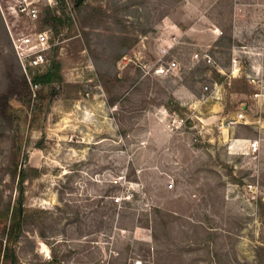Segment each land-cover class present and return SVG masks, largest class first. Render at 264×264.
Returning <instances> with one entry per match:
<instances>
[{
    "label": "rangeland",
    "instance_id": "374dc122",
    "mask_svg": "<svg viewBox=\"0 0 264 264\" xmlns=\"http://www.w3.org/2000/svg\"><path fill=\"white\" fill-rule=\"evenodd\" d=\"M0 3L58 64L48 110L39 86L0 112V264H264V0ZM22 76L0 31V97Z\"/></svg>",
    "mask_w": 264,
    "mask_h": 264
},
{
    "label": "built area",
    "instance_id": "2783aa9c",
    "mask_svg": "<svg viewBox=\"0 0 264 264\" xmlns=\"http://www.w3.org/2000/svg\"><path fill=\"white\" fill-rule=\"evenodd\" d=\"M46 5H52L53 0H44ZM41 0H10L8 5V10L14 15L19 17L27 18L28 20L34 22L38 20L40 13ZM0 13L4 18L5 24L6 18L3 8L0 5ZM9 39L12 51L16 57L18 65L25 76L32 95L35 96V92L39 88V84L33 82V77L37 73L44 72L51 63V49L52 44L49 41V34L47 30H31L28 33H23L21 35H14L10 30ZM193 59L203 60L207 63L212 61V57L204 52L199 56V53L193 54ZM232 65L236 66L238 64V58L232 56ZM178 66L175 60L167 63V69H176ZM143 68H146V64H143ZM238 68V67H237ZM163 71V66L159 65L158 68L154 70L155 73H160ZM207 89V87H205ZM252 97L264 105V91H256L253 93ZM236 121L239 123H246L245 116L240 112L236 115ZM178 122L182 123V119H178ZM258 142L256 140L250 142V147L252 151L257 149L256 145ZM169 187H172L170 185ZM117 255V252H113ZM132 264H143L141 259L132 260Z\"/></svg>",
    "mask_w": 264,
    "mask_h": 264
},
{
    "label": "trees",
    "instance_id": "16d2710c",
    "mask_svg": "<svg viewBox=\"0 0 264 264\" xmlns=\"http://www.w3.org/2000/svg\"><path fill=\"white\" fill-rule=\"evenodd\" d=\"M85 1L86 0H75V6L80 7ZM61 2H63V0H61ZM40 14H41V11L39 13V16ZM52 17H53V20H59V18H55V16H52ZM57 73H58V64L56 63V61L54 60V57L52 56L49 67L44 72L37 73L33 77V82L39 84L41 88L40 92L36 94V99L45 101V106H44L45 109H43L45 111L48 110L49 103L52 99V96L54 95L52 84L57 79ZM31 94L32 92L30 90L29 84L25 76L23 75L22 78H20L19 80H15L13 82V85L11 86L10 90L5 95H2L0 97L1 114L6 119H9V112H8L9 100L15 98L17 101H21L24 98H27V97L29 98ZM25 172L26 171L24 169L19 170L18 177H19L20 185H22L25 179V176H26ZM11 215L12 216L10 218L9 225L5 227L2 231V233L7 237V240L9 241L15 240L19 232L21 231V220L23 216V211L20 208V206L14 207L12 209ZM5 255H6V258H8L9 261H11V252L8 247L6 248Z\"/></svg>",
    "mask_w": 264,
    "mask_h": 264
},
{
    "label": "crops",
    "instance_id": "0c3cea01",
    "mask_svg": "<svg viewBox=\"0 0 264 264\" xmlns=\"http://www.w3.org/2000/svg\"><path fill=\"white\" fill-rule=\"evenodd\" d=\"M10 1V0H9ZM6 2H7V4H8V0H6ZM0 5H1V3H0ZM8 6V5H7ZM1 7H2V5H1ZM3 8V7H2ZM4 10V9H3ZM4 13H5V11H4ZM12 13V12H11ZM12 15H14L13 13H12ZM5 18H6V15H5ZM6 23H7V25L5 24V21H4V18H3V16L1 15V13H0V31H1V35L3 36V38L6 40V37H7V39H8V41H10V39H9V33H8V31L10 30L11 31V29H10V26H9V23H8V21H7V18H6ZM11 46V45H10ZM245 116V119H246V123H242V124H244V125H247V124H252V125H254V127L255 128H257V126L256 125H258V123H260L261 122V119L258 117V116H255V117H251L252 119H249L248 117H246V115H244ZM249 116V115H248ZM254 140H256V139H253V138H250V137H247V136H242V137H239L238 139H236L235 140V142H234V145H237V146H239V147H242V144H238V143H242L243 141H249V142H252V141H254ZM257 141V140H256ZM258 142V141H257Z\"/></svg>",
    "mask_w": 264,
    "mask_h": 264
}]
</instances>
